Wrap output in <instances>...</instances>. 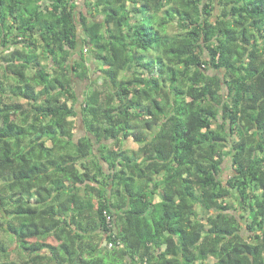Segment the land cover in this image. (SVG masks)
I'll return each instance as SVG.
<instances>
[{
    "label": "trees",
    "instance_id": "1",
    "mask_svg": "<svg viewBox=\"0 0 264 264\" xmlns=\"http://www.w3.org/2000/svg\"><path fill=\"white\" fill-rule=\"evenodd\" d=\"M82 1L0 0V264H264V0Z\"/></svg>",
    "mask_w": 264,
    "mask_h": 264
},
{
    "label": "rangeland",
    "instance_id": "2",
    "mask_svg": "<svg viewBox=\"0 0 264 264\" xmlns=\"http://www.w3.org/2000/svg\"><path fill=\"white\" fill-rule=\"evenodd\" d=\"M77 2V10H82L83 8V1L82 0H76ZM91 69L95 72L93 75H92V78L95 79L97 77H99V72H96L95 71V65H90ZM74 85H75V91H76V94L79 98V100L82 99V96H83V93L84 91L86 90V87H87V82H84V81H79L77 79H74ZM76 109H78V105L75 106ZM78 126H79V129H78V132L76 134V137H79L81 135H83V128H82V123L80 120H78ZM126 146L132 150H136L138 148V146L131 140L129 139L128 142L126 143ZM228 164V163H227ZM223 170L225 171L224 175H227L229 174L230 170L229 168H223Z\"/></svg>",
    "mask_w": 264,
    "mask_h": 264
},
{
    "label": "built area",
    "instance_id": "3",
    "mask_svg": "<svg viewBox=\"0 0 264 264\" xmlns=\"http://www.w3.org/2000/svg\"><path fill=\"white\" fill-rule=\"evenodd\" d=\"M84 52H86V50H84ZM107 218V222H109L110 221V218L109 217H106Z\"/></svg>",
    "mask_w": 264,
    "mask_h": 264
}]
</instances>
